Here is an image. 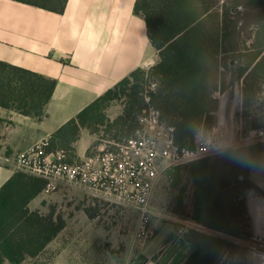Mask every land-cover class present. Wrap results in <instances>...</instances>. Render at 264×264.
Wrapping results in <instances>:
<instances>
[{
    "label": "trees",
    "instance_id": "trees-1",
    "mask_svg": "<svg viewBox=\"0 0 264 264\" xmlns=\"http://www.w3.org/2000/svg\"><path fill=\"white\" fill-rule=\"evenodd\" d=\"M12 1L56 14H63L68 3V0ZM198 3L199 0H136L134 13L144 19L149 42L159 60L148 70L133 71L68 121L51 136L45 153L61 150L66 155L64 162L76 163L75 144L82 129L98 136L97 145L104 139L123 142L134 136L139 118L148 106L160 111L163 124L174 127L176 145L193 149L199 137L216 123L215 112L219 105L215 93L222 90L220 55L226 52L229 35L225 17L219 19L212 11L214 5L205 4L202 8ZM248 3V6L262 3L260 6L264 8V0H249ZM245 73L242 72L241 77ZM263 79L264 56L245 76L246 92L251 96L258 93L264 85ZM56 84L54 79L0 61L2 108L41 119ZM152 84L155 87L150 89ZM112 102L123 104L122 112L114 119L106 114ZM102 132L108 139L100 137ZM170 170L169 176L176 171ZM192 183L191 191L190 187L183 186L169 210L211 229L224 231L221 225L224 204L213 209L211 198L200 199L196 190L198 182L194 178ZM45 184L41 178L16 171L0 188V264H21L28 258L38 257L65 228L64 219L61 214L55 215V210L44 215L29 208L30 202L43 193ZM225 196L228 197L227 192ZM187 241L192 250L183 264H203L210 252L221 244L220 239L195 231L189 233Z\"/></svg>",
    "mask_w": 264,
    "mask_h": 264
},
{
    "label": "crops",
    "instance_id": "crops-1",
    "mask_svg": "<svg viewBox=\"0 0 264 264\" xmlns=\"http://www.w3.org/2000/svg\"><path fill=\"white\" fill-rule=\"evenodd\" d=\"M135 3L136 0H68L64 13L56 14L0 0V61L57 82L41 119L0 107V188L16 172L9 166L15 156L49 141L83 109L148 64L154 49L144 19L134 13ZM96 141V135L82 129L75 144V162L93 156L89 151ZM62 152L47 154L48 160H58ZM63 155L64 161V152ZM61 190L62 187L51 194L41 193L29 208L44 215L55 210V215L61 214L64 219L65 228L41 255L21 264H44L48 253L54 255L45 264H104L89 257L91 249L102 246L92 239L95 232H101L94 228L99 215L90 216L80 209L73 211ZM87 205L88 202L81 204ZM153 228V236L141 245L132 264H183L192 250L187 241L190 231L176 239L174 225L160 219L153 221ZM78 238L82 260L77 256Z\"/></svg>",
    "mask_w": 264,
    "mask_h": 264
},
{
    "label": "rangeland",
    "instance_id": "rangeland-1",
    "mask_svg": "<svg viewBox=\"0 0 264 264\" xmlns=\"http://www.w3.org/2000/svg\"><path fill=\"white\" fill-rule=\"evenodd\" d=\"M248 2L249 0H199L198 3L202 8L205 4L214 5L212 11L218 14L219 19L225 17L226 32L229 34L226 38V52L220 55L222 90L215 93L219 105L215 112L216 123L202 136L215 138L224 135V145L229 147L222 154L175 167L176 171L170 176L167 172L158 181L151 197L153 221L160 219L161 222H169L174 225L176 232L182 228L190 232L199 230L200 234L221 240L219 248L210 252L203 264H251L252 254L261 244L254 237L249 206L251 198H264V134L259 133L264 132V85L258 93L251 96L250 92H246L243 80L264 56L263 49L259 58L247 70V66L264 47V8L260 6L262 3L248 6ZM158 60V54L152 50L148 56V64L143 69L148 70ZM242 72L246 73L241 77ZM122 110L121 102H112L106 114L114 119ZM100 137L108 139L104 132ZM101 145L105 146L104 149L113 148L112 142L105 139ZM100 147H97L96 141L89 154L100 153L104 150ZM193 178L198 182L196 190L201 200L211 198L213 209L221 203L224 204V221L221 223L224 231L211 229L169 210L183 186L190 187L191 191ZM226 192L228 197L225 196ZM61 194L70 200L73 211L80 209L90 216L99 215V219L94 222V228L96 230L98 227L101 232H95L92 239L102 243V246L91 249L90 260L104 264L133 263L142 248L136 237L139 220L136 209L105 199L100 201L68 186L62 187ZM82 202H88L89 205L83 207ZM77 248L78 260H82L83 249L79 246V238ZM53 255L46 254L42 262L47 263L46 259ZM140 259L141 256L138 257Z\"/></svg>",
    "mask_w": 264,
    "mask_h": 264
},
{
    "label": "built area",
    "instance_id": "built-area-1",
    "mask_svg": "<svg viewBox=\"0 0 264 264\" xmlns=\"http://www.w3.org/2000/svg\"><path fill=\"white\" fill-rule=\"evenodd\" d=\"M154 87L152 84L150 89ZM149 101L146 95V102ZM139 123L133 137L112 143V149L106 148L74 164L63 161V152L58 160H48L45 148L49 142L45 141L15 156L9 166L44 180L45 194L69 186L95 198L133 207L139 213L136 237L144 245L154 234L151 197L162 176L172 168L222 154L229 145H224V135H201L193 149L179 147L174 141V127L163 124L160 111L152 106L142 112ZM188 231L182 228L176 239H182Z\"/></svg>",
    "mask_w": 264,
    "mask_h": 264
},
{
    "label": "bare ground",
    "instance_id": "bare-ground-1",
    "mask_svg": "<svg viewBox=\"0 0 264 264\" xmlns=\"http://www.w3.org/2000/svg\"><path fill=\"white\" fill-rule=\"evenodd\" d=\"M249 207L253 223L254 237L262 243L261 247L256 249L257 253L252 254L251 264H264V198H251Z\"/></svg>",
    "mask_w": 264,
    "mask_h": 264
},
{
    "label": "flooded vegetation",
    "instance_id": "flooded-vegetation-1",
    "mask_svg": "<svg viewBox=\"0 0 264 264\" xmlns=\"http://www.w3.org/2000/svg\"><path fill=\"white\" fill-rule=\"evenodd\" d=\"M261 245H262V243L260 244V247H261ZM254 253H257V251L255 250V252H254ZM254 253H253V254H254Z\"/></svg>",
    "mask_w": 264,
    "mask_h": 264
}]
</instances>
